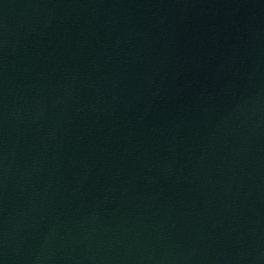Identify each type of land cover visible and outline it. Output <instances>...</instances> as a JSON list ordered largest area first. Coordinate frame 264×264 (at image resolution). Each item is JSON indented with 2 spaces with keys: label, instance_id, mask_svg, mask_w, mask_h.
Here are the masks:
<instances>
[{
  "label": "water",
  "instance_id": "95a60500",
  "mask_svg": "<svg viewBox=\"0 0 264 264\" xmlns=\"http://www.w3.org/2000/svg\"><path fill=\"white\" fill-rule=\"evenodd\" d=\"M0 264H264V0H0Z\"/></svg>",
  "mask_w": 264,
  "mask_h": 264
}]
</instances>
